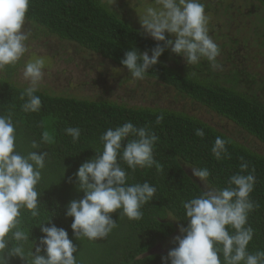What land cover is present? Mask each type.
I'll return each instance as SVG.
<instances>
[{
    "label": "trees",
    "instance_id": "trees-1",
    "mask_svg": "<svg viewBox=\"0 0 264 264\" xmlns=\"http://www.w3.org/2000/svg\"><path fill=\"white\" fill-rule=\"evenodd\" d=\"M253 1L264 9V0ZM26 21L48 36L75 44L127 71L121 63L126 51L135 49L139 53L147 52L151 57V50L157 45L121 20L101 0H30ZM169 54L170 48H166L145 78L173 88L264 145V105L235 89L239 83L237 78L228 87L215 80L212 74L204 77L197 72L171 68L167 64ZM4 68L8 75L14 73L13 65ZM23 92L24 89L0 79V115L12 119L15 151L21 155L33 151L47 153L41 180L36 185L38 215L33 217L31 211L22 208L18 218L19 228L29 236L24 247L26 258L30 259L31 250L35 255L37 247L42 249L40 227L45 224L46 227L54 225L67 231L77 248L74 253L77 264H163L162 257H167L169 251L178 246L176 239L169 242L177 232L170 219L180 229L187 228L183 202L203 193L185 173L181 163L193 168H207L210 176L206 182L214 190L228 187L232 175H254V189L249 199L255 207L248 213L246 224V227L254 229V236L248 251H264V157L198 119L181 113L51 96L40 91L34 93L41 99L40 109L25 112L22 105L27 97L21 99ZM160 116L163 119L158 123L157 117ZM126 122L145 127L158 137L153 157L160 170L155 164L133 170L120 161L127 172V184L148 182L156 188V193L142 206L139 220H130L117 211L111 214L117 226L106 237L95 241L76 238L71 228L73 218L66 216V206L84 197L78 189L76 173L83 163L96 156V151L102 150L101 135L109 128L115 129ZM67 127L80 128L78 141L73 142L65 133ZM197 129H203L205 135L197 136ZM217 136L226 141L227 153L220 160L212 153ZM33 143L36 148L32 147ZM242 162L249 165L245 172L240 170ZM228 230L234 232L230 226ZM14 243L10 241V246ZM160 247L165 250L153 253ZM41 254H44L43 250ZM6 258L8 264H26L19 257ZM168 264H171L170 260Z\"/></svg>",
    "mask_w": 264,
    "mask_h": 264
},
{
    "label": "clouds",
    "instance_id": "clouds-1",
    "mask_svg": "<svg viewBox=\"0 0 264 264\" xmlns=\"http://www.w3.org/2000/svg\"><path fill=\"white\" fill-rule=\"evenodd\" d=\"M145 6L139 16L144 33L157 43L151 52L139 53L132 49L124 53L121 63L135 80H143L148 70L158 63L166 48L183 57L187 65H197L206 60L213 69L220 49L209 34L208 17L200 0H144ZM30 0H0V69L17 64L28 52L26 42L30 32L25 31L26 14ZM165 33L175 36L166 39ZM45 60L35 56L24 65L23 77L29 82L21 95L27 97L22 105L25 112H36L41 99L34 93L44 78ZM163 117H157L159 123ZM65 133L73 142L79 140V127H67ZM199 137L205 135L197 129ZM47 140V136L44 137ZM158 137L145 127H136L126 122L115 129L109 128L100 137L102 150L83 163L77 173L78 189L84 197L73 200L66 206V216L73 218L71 228L75 237L95 241L106 237L117 226L112 213L130 220L142 217L141 208L152 200L156 188L148 182L127 184L128 168L160 165L153 157ZM15 127L10 116L0 115V264H8L6 257H19L26 264H77V248L66 230L56 226L40 227L43 236L36 248L31 250L30 259L25 257L24 247L29 242L28 234L19 228L21 209L38 215V192L36 185L41 180L45 167L46 152H29L21 155L15 151ZM33 148L37 145L33 143ZM217 160L226 155V141L217 136L212 147ZM248 163L242 162L241 172L248 170ZM193 177L201 182L210 176L207 168H192ZM255 177L235 174L222 190H209L200 196L183 202L188 227L177 236V247L162 257L163 264H264V251H248L254 236V229L246 227L248 213L255 207L249 199L254 189ZM229 226L234 229L230 233ZM10 241L15 243L10 246ZM43 250V255L41 251ZM221 254L223 261L221 260Z\"/></svg>",
    "mask_w": 264,
    "mask_h": 264
},
{
    "label": "rangeland",
    "instance_id": "rangeland-1",
    "mask_svg": "<svg viewBox=\"0 0 264 264\" xmlns=\"http://www.w3.org/2000/svg\"><path fill=\"white\" fill-rule=\"evenodd\" d=\"M105 6L135 29L144 33L139 16L144 0H101ZM150 2V0H149ZM208 17L209 34L220 49L217 57L219 68L213 69L205 60L197 65H187L183 57L170 49L168 66L189 73L211 76L224 86L231 87L238 79L239 92L264 105V9L253 0H200ZM25 31L30 32L26 42L28 52L13 65L12 75L0 69V79L15 87L26 89L29 82L23 77L24 65L35 56L44 58V78L38 90L51 96L109 102L129 108L162 109L194 117L224 134L240 146L264 157V145L247 135L226 119L177 93L173 88L154 80H135L130 72L113 65L98 55L75 44L48 36L42 30L25 21ZM166 39H175L165 33ZM154 41V40H153ZM157 42V41H155ZM163 43V42H157ZM236 75V76H235ZM189 178L203 191L214 190L206 181L193 177L192 168L181 163ZM177 232L169 241L181 235V229L173 219ZM168 242V244H169ZM160 247L153 253H161Z\"/></svg>",
    "mask_w": 264,
    "mask_h": 264
}]
</instances>
